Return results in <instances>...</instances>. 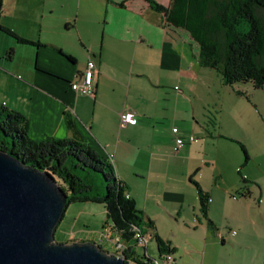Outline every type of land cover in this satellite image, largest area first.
<instances>
[{"label":"crops","instance_id":"0c3cea01","mask_svg":"<svg viewBox=\"0 0 264 264\" xmlns=\"http://www.w3.org/2000/svg\"><path fill=\"white\" fill-rule=\"evenodd\" d=\"M11 1L0 0L5 35L0 36V104L26 117L32 140L87 142L113 165L141 211L142 231L149 230V222L159 236L162 228L175 231L176 223L193 230L210 227L191 175L209 193L208 217L220 237V224L229 220L264 229V215L259 221L253 208L256 204L264 214V163L250 152V138L237 117L226 107V121L222 117L216 80L212 87L205 84L198 77L204 70H194L184 52L174 62L177 39L189 44L190 56L203 67L186 31L166 26L147 0H98L93 11L79 6L75 14L59 0ZM1 27L41 45L21 43ZM89 60L95 64L93 95L70 86ZM185 72H194V85ZM219 81L248 101L244 89H255L250 83L230 87ZM215 105L222 113L217 122L208 115ZM125 110L133 111L134 122L122 126ZM176 135L185 140L177 152ZM191 135L195 140L189 141ZM232 233L237 239L245 235Z\"/></svg>","mask_w":264,"mask_h":264},{"label":"trees","instance_id":"16d2710c","mask_svg":"<svg viewBox=\"0 0 264 264\" xmlns=\"http://www.w3.org/2000/svg\"><path fill=\"white\" fill-rule=\"evenodd\" d=\"M147 1L163 14L166 26L180 28L190 35L197 45L199 64L216 70L224 85L234 87L250 83L255 89L264 86V0H169L167 5L156 0ZM1 28L21 43L41 45ZM11 53L9 49L8 54ZM237 93L244 95L240 91ZM27 125L21 112L0 104V150L24 164L48 172L67 194V205L80 201L102 204L109 222L106 227L118 238L115 243L122 244L119 255L129 264H160L147 253L146 245L151 239L155 240L159 255L172 257L169 241L153 231L151 222L149 230H141V211L106 158L83 140L46 138L34 141L28 135ZM241 149L247 158L242 144ZM73 167L101 172L105 193H86L90 186L73 173ZM189 180L196 187L201 215L210 227H214L208 217L209 193L192 175ZM142 235H149L147 241L141 239ZM138 245H142L143 252H138Z\"/></svg>","mask_w":264,"mask_h":264},{"label":"rangeland","instance_id":"374dc122","mask_svg":"<svg viewBox=\"0 0 264 264\" xmlns=\"http://www.w3.org/2000/svg\"><path fill=\"white\" fill-rule=\"evenodd\" d=\"M12 4L11 0H6ZM65 9L68 8L70 13L75 14L79 11V6L91 7L89 11H93V7L98 0H59ZM82 13V10L80 11ZM92 13H88V16ZM0 36H5L0 33ZM184 47V48H183ZM189 44L182 41L173 43L172 52L174 62L178 58H182V52L187 60L193 66L194 70H204V73L198 72V77L205 84L211 87L219 84L218 92H215L222 101L224 108L223 115L219 105H215L208 112L211 119L220 118V113L226 121L229 110V115H234L240 121L242 127L250 138L249 147L251 153H258L260 160L264 163V87L261 89L250 90L243 88L247 93L249 101L237 95L232 89L220 85V75L209 67H200L198 63L190 56ZM187 66L186 64H184ZM194 72L185 75L188 78V83L194 85L197 82V77H194ZM214 91H216L214 89ZM220 101V100H219ZM225 107L226 110L225 111ZM247 149V148H246ZM248 151V150H247ZM263 168V166H262ZM73 173L80 177L86 185L90 186L86 193L94 195H102L105 193V183L103 175L99 171L91 169H82L79 167L72 168ZM255 218L261 219L264 214L254 205ZM246 210V208H245ZM260 211V212H259ZM215 213V212H214ZM253 213V212H252ZM218 221H221L220 213L216 212ZM172 221H168V226ZM108 219L104 207L100 203L90 201H80L70 203L66 206L64 214L58 223L54 238L58 242L71 241H92L98 244L103 250L114 252L118 248L115 243V236L108 231ZM247 224V220H246ZM175 231L168 229H160V236L169 241L173 250L172 262L164 260V255H159L154 239L147 243V253L156 258L160 264H264V229L260 226L249 223L245 227H240V223L235 220H229L220 224L224 227L222 237L217 234V229L211 227L197 229H188L183 225L175 224ZM227 226V228H226ZM239 231L244 233L242 239H237L232 233ZM242 235V234H241ZM223 239V240H222ZM176 248V250L174 249ZM138 252H143L142 245L137 246Z\"/></svg>","mask_w":264,"mask_h":264},{"label":"water","instance_id":"95a60500","mask_svg":"<svg viewBox=\"0 0 264 264\" xmlns=\"http://www.w3.org/2000/svg\"><path fill=\"white\" fill-rule=\"evenodd\" d=\"M66 206L48 172L0 150V264H129L92 241H56Z\"/></svg>","mask_w":264,"mask_h":264},{"label":"built area","instance_id":"2783aa9c","mask_svg":"<svg viewBox=\"0 0 264 264\" xmlns=\"http://www.w3.org/2000/svg\"><path fill=\"white\" fill-rule=\"evenodd\" d=\"M94 62L92 60H89L86 63V67L84 69V71L81 73V79L79 81L76 82H71L70 86L73 90H75L76 92L80 93V94H85V95H93L94 94ZM120 124L122 126H125L126 124L132 123L134 122V113L131 110H125L124 112H122L120 114ZM177 131V127L173 128V132ZM189 141H193L195 140L194 136H189ZM185 144V140L183 137L176 135L175 136V142H174V146H173V150L175 152L179 151V149ZM139 233V232H138ZM149 237V235H142L141 239L143 241H147V238ZM115 241L118 240V238L116 237L114 239ZM118 248V255L120 254V250L122 249V244L118 243L117 244ZM166 261L170 262L173 260V258L169 255H166Z\"/></svg>","mask_w":264,"mask_h":264}]
</instances>
